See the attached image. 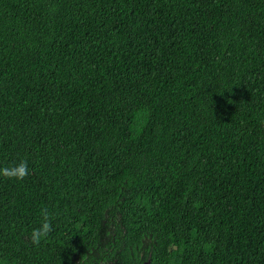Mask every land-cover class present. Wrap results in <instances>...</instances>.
Instances as JSON below:
<instances>
[{
	"label": "trees",
	"instance_id": "obj_1",
	"mask_svg": "<svg viewBox=\"0 0 264 264\" xmlns=\"http://www.w3.org/2000/svg\"><path fill=\"white\" fill-rule=\"evenodd\" d=\"M147 263L264 264V0H0V264Z\"/></svg>",
	"mask_w": 264,
	"mask_h": 264
},
{
	"label": "clouds",
	"instance_id": "obj_2",
	"mask_svg": "<svg viewBox=\"0 0 264 264\" xmlns=\"http://www.w3.org/2000/svg\"><path fill=\"white\" fill-rule=\"evenodd\" d=\"M3 174L10 178L22 179L23 173H27V163L22 162L16 168L8 169L5 168L2 170ZM53 230V225L47 213L43 214V220L40 222L39 227H36L32 230L31 238L34 244L39 245L41 241L46 238Z\"/></svg>",
	"mask_w": 264,
	"mask_h": 264
},
{
	"label": "water",
	"instance_id": "obj_3",
	"mask_svg": "<svg viewBox=\"0 0 264 264\" xmlns=\"http://www.w3.org/2000/svg\"><path fill=\"white\" fill-rule=\"evenodd\" d=\"M148 264V263H147Z\"/></svg>",
	"mask_w": 264,
	"mask_h": 264
}]
</instances>
